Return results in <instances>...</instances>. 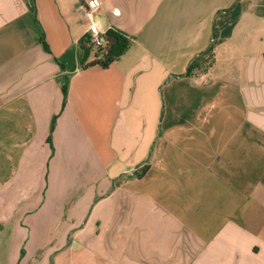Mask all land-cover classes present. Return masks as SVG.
<instances>
[{
	"label": "crops",
	"instance_id": "1",
	"mask_svg": "<svg viewBox=\"0 0 264 264\" xmlns=\"http://www.w3.org/2000/svg\"><path fill=\"white\" fill-rule=\"evenodd\" d=\"M88 1L0 0V264L47 206L88 264H264V0H96L132 45L82 69Z\"/></svg>",
	"mask_w": 264,
	"mask_h": 264
},
{
	"label": "trees",
	"instance_id": "2",
	"mask_svg": "<svg viewBox=\"0 0 264 264\" xmlns=\"http://www.w3.org/2000/svg\"><path fill=\"white\" fill-rule=\"evenodd\" d=\"M214 35L216 36V29H214ZM104 45L99 48H95L90 42L87 36H83L79 42L81 49V67L82 69H87L89 67H100L102 69L108 68L112 63L117 62L123 54L127 52L129 47L132 45V39L129 35L109 28L106 30L105 35H103ZM216 41L213 40L211 45L202 53L197 55L189 63L186 73H184L183 78H195L198 75H202L208 72L214 63V49ZM43 48L47 49L44 46ZM63 96H66V87L61 88ZM55 123V118H53L52 123H50V130ZM147 171L146 163L143 164L139 173H136L137 178H141Z\"/></svg>",
	"mask_w": 264,
	"mask_h": 264
},
{
	"label": "rangeland",
	"instance_id": "3",
	"mask_svg": "<svg viewBox=\"0 0 264 264\" xmlns=\"http://www.w3.org/2000/svg\"><path fill=\"white\" fill-rule=\"evenodd\" d=\"M83 146V145H82ZM84 148V146H83ZM49 207L47 206L44 211H42L39 215L37 214L36 216H34L35 222H41L39 223V225H37V230L41 229V227L43 229H45V233H42L41 235H43L42 237H37L35 236V234H33V242L34 241H42L41 243H49V244H53V246H57L59 245V249H53L50 253L54 252L56 253L55 255H51V254H46V263H42V264H67L68 260H69V264H88L90 263V259H89V255H84L81 252V255L79 256L78 253L74 254L72 253L70 250L69 255H67V253H63V250L61 249V243L59 240L56 239V231L58 230L57 226L55 227L56 230H52L49 228L54 227L55 223H49L45 220L46 218V214L44 212L48 211ZM43 229L39 230L42 231ZM49 231V232H48ZM54 234V237L52 238L51 235ZM40 238V240H39ZM58 252V253H57ZM61 252V253H60ZM90 252V251H88ZM87 252V253H88ZM60 253V254H59ZM59 254V255H57ZM63 254V255H62ZM56 256V257H55ZM58 256V257H57ZM45 256H35L33 255L32 257V264H35L36 262L38 263L40 260H42V258ZM3 264V262H2Z\"/></svg>",
	"mask_w": 264,
	"mask_h": 264
},
{
	"label": "built area",
	"instance_id": "4",
	"mask_svg": "<svg viewBox=\"0 0 264 264\" xmlns=\"http://www.w3.org/2000/svg\"><path fill=\"white\" fill-rule=\"evenodd\" d=\"M99 7L100 2L96 0L88 1L85 6V15L87 16L89 23L84 36L88 37L89 42L95 48H99L104 45L103 35H105L106 32L100 29L96 21L92 20L94 13L98 10Z\"/></svg>",
	"mask_w": 264,
	"mask_h": 264
}]
</instances>
